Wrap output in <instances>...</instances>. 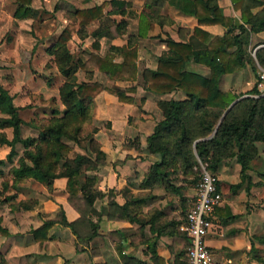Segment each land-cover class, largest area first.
<instances>
[{
  "label": "crops",
  "instance_id": "1",
  "mask_svg": "<svg viewBox=\"0 0 264 264\" xmlns=\"http://www.w3.org/2000/svg\"><path fill=\"white\" fill-rule=\"evenodd\" d=\"M33 1L34 12L26 18L13 16L16 1H12L10 21L15 26L14 54L17 49L24 48L20 45L22 38L28 39L25 33L31 30L36 12ZM121 1L124 4L119 11L105 8L102 16L85 24L83 35L77 32V26L66 43L73 55V46L75 50H80V46L86 51L84 58L77 55L83 61L90 52L105 54L110 46L127 44L129 38L137 48L134 78H110L91 64L75 71L78 82H98L102 86L92 98L89 135L81 143L72 140L68 155L72 160L86 157L81 164L78 187L86 176L92 177L94 181L90 187L96 194L91 203L80 189L70 194L66 187L67 177L63 175L52 178L50 187L33 177L15 185L10 179L4 185L1 182L7 174L4 166L9 163L10 171L17 165L24 146L22 141H17L8 159L12 146L0 142L5 149L0 155L4 160L1 164L4 172L0 176V264H186L189 239L180 225L193 202L198 182L192 171L178 165L152 169L162 156L150 150L148 137L164 119L158 101L184 99L187 94L181 88L164 93L149 89L143 73L146 68H156L161 54L176 55L166 39L183 42L195 39V43H200L203 34L192 39L194 27L207 31L208 39L222 35L229 27L222 23L199 24L197 18L183 11L176 0ZM62 2L67 4L65 0ZM102 2L85 0V4L80 2L82 4L62 8L63 26L54 32L48 31L37 51H42L38 53L40 57L43 58L45 50L50 53L49 48L68 23H76L71 16H64L65 10ZM214 2L222 14L233 18L234 24L242 22L241 9L234 8L231 0ZM261 8L262 5L251 6L253 12ZM116 15L122 18V28L118 30L116 23L103 25L107 16ZM25 21L30 23L23 27ZM140 30L142 35L138 34ZM256 38H264V29L252 32L251 39ZM34 48L35 43L28 50ZM113 60L121 61L122 57L114 54ZM54 66L57 70L54 75L65 80L55 63ZM185 67L203 75L209 72L205 64L192 58ZM50 70L45 66L38 72L25 69L24 77L15 76L9 88L0 84L17 106L22 119V138L38 137L37 121L54 115L55 110L61 114L65 109L59 94L62 81L54 90L46 85ZM39 80L46 86L40 85ZM113 85L119 86L132 99L120 100L107 89ZM27 98L32 105L26 108L29 113L26 118L23 107ZM23 126L28 127L24 132ZM0 133L12 139L13 127L0 124ZM200 165L202 170L205 164L200 161ZM214 173L222 201L210 215L206 245L217 264H264L258 259L264 256V176L250 167L247 170L250 177L242 180L240 164L235 157L221 159Z\"/></svg>",
  "mask_w": 264,
  "mask_h": 264
},
{
  "label": "trees",
  "instance_id": "2",
  "mask_svg": "<svg viewBox=\"0 0 264 264\" xmlns=\"http://www.w3.org/2000/svg\"><path fill=\"white\" fill-rule=\"evenodd\" d=\"M15 1V18H26L33 14L32 0ZM231 1L234 8L241 9L242 22L239 24H234L232 17L222 14L214 0H176L178 6L186 13L194 15L199 24L222 23L229 29L222 35H214L208 39L210 34L196 26L192 39L203 34L200 43H195V39L188 42L166 39L176 55L161 54L156 68L144 71L143 76L149 89L164 93L181 88L187 94L184 99L158 101L164 119L148 137L150 150L158 151L162 156L159 162L152 165L154 170L178 165L186 171L197 175L199 173L200 178V161L208 170L215 172L221 159L235 157L240 164L242 180L250 177L247 170L250 168V160L257 154V142L264 144V95L258 87L260 77H257V81L247 91L257 96L241 98L225 114L224 111L238 94L223 90L220 87V78L225 73L241 69L249 61L251 34L264 29V2ZM111 2L117 8L124 4L121 0ZM104 4L105 1L89 7H76L71 11V17L76 23H68L49 48L50 53L55 55L58 69L65 76L59 87L60 99L65 109L61 114L55 110L54 115L40 120L38 137L20 136L22 119L17 106L8 92L0 88V110L6 115L0 117V124L13 127L12 139H7L0 133V142L12 146L7 158H11L14 153L13 146L17 141H22L24 146L17 165L10 169L13 185L27 177H33L50 187L52 178L63 175L67 177L66 187L70 194L80 189L83 197L92 202L96 194L90 187L94 178L86 176L78 187L81 164L86 157L76 160L68 158L70 146L63 138L67 136L79 143L87 139L88 136L85 139H77L76 136L83 127V122L90 125L93 114L92 98L102 86L98 82H78L75 71L78 67L91 64L110 78L131 79L137 75V48L131 38L127 44L110 46L109 52L105 54L90 52L86 61L73 55L66 44L77 26V32L83 35L85 24L102 16ZM257 5H262V8L253 12L251 6ZM121 22L122 20L116 26L121 27ZM138 34L142 35L143 31L140 30ZM204 40H208L207 43ZM114 54H119L122 60L114 61ZM255 54L264 65V46L258 47ZM191 58L205 64L209 69L208 74L186 69V62ZM107 89L120 100L132 99L119 86L114 85ZM3 162L0 159V176L4 172L1 167ZM261 174L264 175V172ZM258 259L264 262V256H258Z\"/></svg>",
  "mask_w": 264,
  "mask_h": 264
},
{
  "label": "rangeland",
  "instance_id": "3",
  "mask_svg": "<svg viewBox=\"0 0 264 264\" xmlns=\"http://www.w3.org/2000/svg\"><path fill=\"white\" fill-rule=\"evenodd\" d=\"M13 0H0V84L5 86L6 88L10 87L12 84L13 78L20 77L23 78L22 75H24L25 69L33 72H38L40 71L42 66L48 67L50 70L49 72V79L48 85L50 89L56 88L59 83L61 84L64 82L59 76L54 75V71H57L54 63L55 62V55L53 53H49L45 50V55H43V58L40 57L38 53H42L41 50L38 51L39 47L43 42H45L46 36L48 31L51 29L52 32L61 29L63 26V20L62 17H60V13L62 12V8L70 7L71 4L74 5H79L82 4L80 2H83L85 4V0H80L78 2L77 0H65L67 4H63V0H34L33 4L35 5L36 12L34 19L31 20V30L25 33L28 39L22 38V41H20V45L24 48L22 49H17V53L14 54V46L13 42L14 39L12 38L15 35V26L14 24H11V11L13 10V5L12 2ZM105 1L104 4V9L108 8L109 11L111 10H117L119 11L120 8H117V5L114 2H111V0H103ZM70 4V5H69ZM76 8V7H75ZM71 11L73 10H65L64 16L70 18L71 16ZM113 14V13H111ZM122 18L119 15L116 16H107L106 19H104L103 25H113L117 24ZM23 27L25 25H29L30 22L25 21L22 22ZM33 23V24H32ZM122 27H118L117 29L119 30ZM114 31V28H112ZM6 32L8 33L6 35ZM11 38V40H10ZM24 39V40H23ZM264 38H256V39H251V43L248 46V59L249 61L245 64L244 67L241 69L231 72V73H225L221 76L220 78V87L225 90V91H231L238 96L235 98H239L237 101H239L241 98L245 96H257V94L254 93H248L249 89L253 86L255 81H257V77L259 76L260 79L258 80V87L262 91V95H264V65H262L259 61L258 58L256 57V49L260 46H264V42H262ZM26 40V41H25ZM35 43V48L33 51L28 50L30 49L31 44ZM71 49H74V54L77 56L79 55L80 57L84 58L86 51L82 49L79 46L80 50H75L76 46H73ZM85 52V53H84ZM82 53V54H81ZM49 54L51 56H49ZM84 54V55H83ZM28 62V63H27ZM192 66V65H190ZM17 68L18 70L15 71L14 68ZM194 67V66H193ZM15 68V69H16ZM148 69V68H146ZM26 73V72H25ZM40 85H45V83L42 80H39ZM60 84V85H61ZM45 85V86H46ZM114 86V85H113ZM31 99V98H30ZM30 100L25 101V106L23 107L25 110L23 112L24 117H28L29 113L28 110H26L27 107L32 105V102H29ZM236 101V102H237ZM235 102V103H236ZM0 115H4V113L0 112ZM223 117V115H222ZM221 117V118H222ZM48 118V117H45ZM221 118L219 119L218 123L220 122ZM40 120L37 121L40 123ZM83 127L78 131L79 133L77 134L76 137L77 139H85L88 136V130L90 128V125L87 126L85 122H83ZM27 126H23V132L24 130H27ZM77 133V132H75ZM24 134V133H23ZM65 141L68 143L70 146L69 151L67 152V157L69 158V153L71 152L72 148V140L68 138L67 136H64ZM257 154H255L252 159L250 160V167L253 170V172L256 173H262L264 172V144L261 142H257ZM21 151V147L18 145V152ZM5 152V149L1 148L0 146V155ZM23 153V152H21ZM9 163H6L4 166V170L7 174L3 175L1 178V182L8 183L10 179H12V176L9 171ZM201 166V165H200ZM215 175V173L213 172ZM264 176V175H263ZM195 179L199 180V173L195 174Z\"/></svg>",
  "mask_w": 264,
  "mask_h": 264
},
{
  "label": "built area",
  "instance_id": "4",
  "mask_svg": "<svg viewBox=\"0 0 264 264\" xmlns=\"http://www.w3.org/2000/svg\"><path fill=\"white\" fill-rule=\"evenodd\" d=\"M222 201V192L216 176L202 166L192 204L187 209L180 229L189 239L186 264H217L206 245L205 236L211 226L210 215Z\"/></svg>",
  "mask_w": 264,
  "mask_h": 264
},
{
  "label": "water",
  "instance_id": "5",
  "mask_svg": "<svg viewBox=\"0 0 264 264\" xmlns=\"http://www.w3.org/2000/svg\"><path fill=\"white\" fill-rule=\"evenodd\" d=\"M239 98L237 99H234L230 104L229 106L227 107V109L225 110L224 114L227 112V110L238 100Z\"/></svg>",
  "mask_w": 264,
  "mask_h": 264
}]
</instances>
